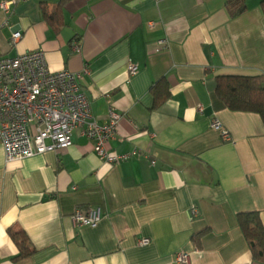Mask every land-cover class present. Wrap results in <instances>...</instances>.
<instances>
[{
  "label": "crops",
  "instance_id": "crops-1",
  "mask_svg": "<svg viewBox=\"0 0 264 264\" xmlns=\"http://www.w3.org/2000/svg\"><path fill=\"white\" fill-rule=\"evenodd\" d=\"M228 1L24 0L0 11V59L40 49L52 72L85 68L91 115L118 116L109 151L128 155L106 163L80 129L68 148L23 160L7 162L0 144V264H178L180 252L189 264H264L236 221L257 212L264 224V123L215 93L218 76L264 77V0L234 18ZM56 6L58 26L44 16ZM77 209L102 218L75 227ZM9 231L28 255L14 260Z\"/></svg>",
  "mask_w": 264,
  "mask_h": 264
},
{
  "label": "built area",
  "instance_id": "built-area-1",
  "mask_svg": "<svg viewBox=\"0 0 264 264\" xmlns=\"http://www.w3.org/2000/svg\"><path fill=\"white\" fill-rule=\"evenodd\" d=\"M21 1L24 0L1 2L0 11L7 16ZM2 26L10 27L7 21ZM20 37L19 31H14L10 44L16 43ZM166 47V40L158 41V49ZM86 72L85 68L81 73L52 72L40 49L0 59V144L7 162L66 149L77 129L92 143L94 153L106 163L116 164L128 158V155L109 151L118 116L110 112L109 121L98 125L91 115L89 102L80 86ZM128 72L130 76L135 75L137 67L130 65ZM211 128L218 131L224 141H229V135L219 121L213 120ZM101 218L99 209H77L71 221L75 227H94ZM137 244L145 247L149 239H138ZM189 260L188 253L175 255L178 264H189Z\"/></svg>",
  "mask_w": 264,
  "mask_h": 264
},
{
  "label": "trees",
  "instance_id": "trees-1",
  "mask_svg": "<svg viewBox=\"0 0 264 264\" xmlns=\"http://www.w3.org/2000/svg\"><path fill=\"white\" fill-rule=\"evenodd\" d=\"M246 0H230L225 4V11L230 18L237 17L245 12ZM260 8L264 12V1L260 3ZM62 15L60 6L52 8L50 14L44 16L48 22L58 26ZM165 89L163 83L154 87ZM215 93L224 106L232 112L254 113L258 115L264 123V77L262 76H218L216 78ZM162 101L167 98V94L159 97ZM237 225L247 242L251 258L254 262L264 263V224L257 212L239 213L236 216ZM9 236L17 247L19 253L14 259H19L30 253L26 245V239L21 233L9 231Z\"/></svg>",
  "mask_w": 264,
  "mask_h": 264
}]
</instances>
